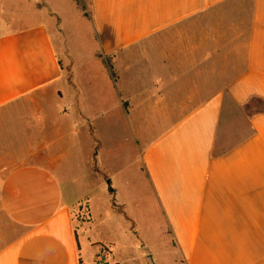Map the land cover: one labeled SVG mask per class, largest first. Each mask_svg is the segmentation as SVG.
<instances>
[{"label": "crops", "instance_id": "0c3cea01", "mask_svg": "<svg viewBox=\"0 0 264 264\" xmlns=\"http://www.w3.org/2000/svg\"><path fill=\"white\" fill-rule=\"evenodd\" d=\"M35 1L0 0V264H264V0Z\"/></svg>", "mask_w": 264, "mask_h": 264}, {"label": "rangeland", "instance_id": "374dc122", "mask_svg": "<svg viewBox=\"0 0 264 264\" xmlns=\"http://www.w3.org/2000/svg\"><path fill=\"white\" fill-rule=\"evenodd\" d=\"M61 2L68 4L67 0H60ZM35 2H39L38 6H41L42 0H37ZM74 3L78 7V9L83 10L85 12L86 10V1L85 0H74ZM65 4V3H64ZM76 7V8H77ZM66 37L72 38L73 34L70 32L66 33ZM88 171H86V168H82L79 170V175L75 180L74 188L79 189L80 193L84 192L85 187H83L84 184H86L89 180L88 177ZM62 190L63 194L65 196V199L70 200V190L72 187V184L68 182H64L62 185ZM73 195V194H72ZM89 197V195H88ZM88 203L86 201H79L78 204L75 206V215H81L82 211L83 213H87L88 209ZM82 213V215H83ZM89 213V212H88ZM143 240V238H142ZM148 242L145 241V243L149 246V248H141L137 252L132 250V255L131 258L126 257L125 260L122 262V264H172L174 258L172 256H166L162 257V255L154 250V245H156L155 240H147ZM144 242V240H143ZM102 253L105 256V260L101 261L102 264H118L119 259L113 257L112 255L110 256L109 249L105 247L101 250ZM150 251V252H149Z\"/></svg>", "mask_w": 264, "mask_h": 264}, {"label": "built area", "instance_id": "2783aa9c", "mask_svg": "<svg viewBox=\"0 0 264 264\" xmlns=\"http://www.w3.org/2000/svg\"><path fill=\"white\" fill-rule=\"evenodd\" d=\"M98 264H102V263H99V262H98Z\"/></svg>", "mask_w": 264, "mask_h": 264}]
</instances>
